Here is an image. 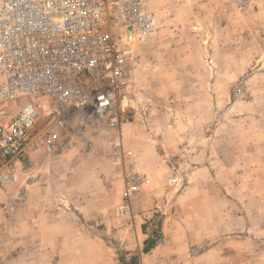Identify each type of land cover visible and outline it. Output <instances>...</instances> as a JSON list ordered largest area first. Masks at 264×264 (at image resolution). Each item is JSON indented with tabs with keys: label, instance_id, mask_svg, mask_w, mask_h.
Listing matches in <instances>:
<instances>
[{
	"label": "rangeland",
	"instance_id": "1",
	"mask_svg": "<svg viewBox=\"0 0 264 264\" xmlns=\"http://www.w3.org/2000/svg\"><path fill=\"white\" fill-rule=\"evenodd\" d=\"M155 7L161 29L138 46L131 61L134 101L122 131L146 181L132 198L137 211L119 214L124 182L109 158L105 170L123 185L117 217L130 220L150 206L143 225L160 252L180 245L171 233L195 244L190 254L164 256L162 264H264V0H159ZM27 101L24 94L0 107L15 115ZM42 103L43 124L50 104ZM78 143L51 153L41 145L32 150L36 161L32 153L19 174L22 191L26 176L65 172L50 161ZM83 148L89 154L94 145ZM149 170L158 172L155 184L164 180L163 194L151 197L147 191ZM170 177L177 179L172 185ZM18 186L0 188V256L7 254L9 264H17L25 250L12 221L25 196L8 210Z\"/></svg>",
	"mask_w": 264,
	"mask_h": 264
},
{
	"label": "built area",
	"instance_id": "2",
	"mask_svg": "<svg viewBox=\"0 0 264 264\" xmlns=\"http://www.w3.org/2000/svg\"><path fill=\"white\" fill-rule=\"evenodd\" d=\"M158 1L0 0V104L29 97L15 115L0 107V188L20 185L9 211L25 196L19 174L32 150L63 151L77 141L93 147L87 134L105 128L124 182L118 212L132 213L146 175L122 132L134 101L130 65L138 46L161 29ZM43 101L50 105L42 124Z\"/></svg>",
	"mask_w": 264,
	"mask_h": 264
},
{
	"label": "crops",
	"instance_id": "3",
	"mask_svg": "<svg viewBox=\"0 0 264 264\" xmlns=\"http://www.w3.org/2000/svg\"><path fill=\"white\" fill-rule=\"evenodd\" d=\"M112 133L104 128L100 135L93 136L94 149L89 154H84L85 144L81 142L61 159L50 161L56 164L53 167H61L65 172L55 170L58 173H46L40 178L36 174L26 176L25 199L12 221L17 224L16 241L23 244L25 250L27 245L29 249L18 253L17 264H26V259L29 264H131L138 257V264H162L164 256L190 254L189 248L195 244L185 235L175 237L172 233L170 239L180 242L178 247L160 252V246L155 244L144 251L148 234L143 217L153 212L150 206H144L142 213L135 212L130 220L117 217L115 206L123 196V185L111 178V171L105 170L112 158L109 157L112 156L109 146ZM32 153L34 163L36 152ZM71 166L76 167L72 174L68 171ZM149 171L151 179L146 185L147 191L151 197L163 194L164 184L162 187L159 184L165 183L164 180L155 184L153 174L156 177L158 172ZM132 204L137 211V198ZM166 229L163 228V233L167 234ZM41 258L46 259L45 263L35 260ZM0 259H3L0 264H9L7 254Z\"/></svg>",
	"mask_w": 264,
	"mask_h": 264
},
{
	"label": "trees",
	"instance_id": "4",
	"mask_svg": "<svg viewBox=\"0 0 264 264\" xmlns=\"http://www.w3.org/2000/svg\"><path fill=\"white\" fill-rule=\"evenodd\" d=\"M155 239H153V238H149V239H147L146 240V246H145V248H144V251L145 252H147V251H149L154 245H155ZM133 261L135 262L136 261V259H133Z\"/></svg>",
	"mask_w": 264,
	"mask_h": 264
}]
</instances>
